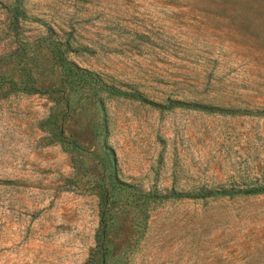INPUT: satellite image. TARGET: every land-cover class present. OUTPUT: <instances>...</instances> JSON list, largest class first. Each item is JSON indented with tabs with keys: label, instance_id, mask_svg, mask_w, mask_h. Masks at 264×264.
Listing matches in <instances>:
<instances>
[{
	"label": "rangeland",
	"instance_id": "374dc122",
	"mask_svg": "<svg viewBox=\"0 0 264 264\" xmlns=\"http://www.w3.org/2000/svg\"><path fill=\"white\" fill-rule=\"evenodd\" d=\"M0 264H264V0H0Z\"/></svg>",
	"mask_w": 264,
	"mask_h": 264
}]
</instances>
